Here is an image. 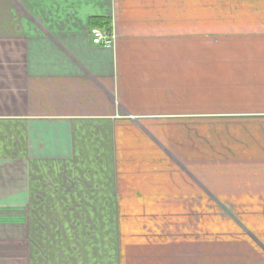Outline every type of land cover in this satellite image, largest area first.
<instances>
[{"label":"crops","instance_id":"1","mask_svg":"<svg viewBox=\"0 0 264 264\" xmlns=\"http://www.w3.org/2000/svg\"><path fill=\"white\" fill-rule=\"evenodd\" d=\"M0 264H264V0H0Z\"/></svg>","mask_w":264,"mask_h":264},{"label":"built area","instance_id":"2","mask_svg":"<svg viewBox=\"0 0 264 264\" xmlns=\"http://www.w3.org/2000/svg\"><path fill=\"white\" fill-rule=\"evenodd\" d=\"M89 35L92 44L96 46L109 48L113 44V36L108 30L92 27L89 30Z\"/></svg>","mask_w":264,"mask_h":264},{"label":"trees","instance_id":"3","mask_svg":"<svg viewBox=\"0 0 264 264\" xmlns=\"http://www.w3.org/2000/svg\"><path fill=\"white\" fill-rule=\"evenodd\" d=\"M107 29H109V26H108V28Z\"/></svg>","mask_w":264,"mask_h":264}]
</instances>
